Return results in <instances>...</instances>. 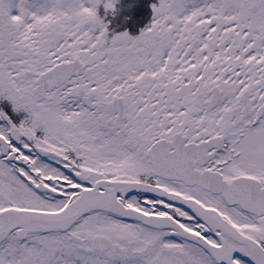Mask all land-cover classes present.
<instances>
[{
	"label": "snow or ice",
	"instance_id": "6c2138e0",
	"mask_svg": "<svg viewBox=\"0 0 264 264\" xmlns=\"http://www.w3.org/2000/svg\"><path fill=\"white\" fill-rule=\"evenodd\" d=\"M101 4L0 0V264H264V0Z\"/></svg>",
	"mask_w": 264,
	"mask_h": 264
},
{
	"label": "flooded vegetation",
	"instance_id": "af4514ba",
	"mask_svg": "<svg viewBox=\"0 0 264 264\" xmlns=\"http://www.w3.org/2000/svg\"><path fill=\"white\" fill-rule=\"evenodd\" d=\"M119 0H116L118 2ZM127 7L128 13L120 15V19L126 20V22L131 25L130 22H136L135 29H111L112 32H120L127 30L131 35H136L139 33L140 29L147 25L152 17L151 5L155 0H123ZM139 6V12L132 6ZM101 6V5H100ZM106 19H109L107 17ZM7 105V102H4ZM7 110L11 112V106L7 105Z\"/></svg>",
	"mask_w": 264,
	"mask_h": 264
},
{
	"label": "trees",
	"instance_id": "16d2710c",
	"mask_svg": "<svg viewBox=\"0 0 264 264\" xmlns=\"http://www.w3.org/2000/svg\"><path fill=\"white\" fill-rule=\"evenodd\" d=\"M121 25H123V28L124 27H129L130 29H134V23H131V25H129L127 22L122 21Z\"/></svg>",
	"mask_w": 264,
	"mask_h": 264
},
{
	"label": "rangeland",
	"instance_id": "374dc122",
	"mask_svg": "<svg viewBox=\"0 0 264 264\" xmlns=\"http://www.w3.org/2000/svg\"><path fill=\"white\" fill-rule=\"evenodd\" d=\"M136 10H137V12H139V10H138L137 8H136ZM108 11H110V10H108ZM108 11H107V12H108ZM104 12H105V9H104ZM104 15H105V16H103V18H106L107 15H106V14H104ZM110 29H111V28H110Z\"/></svg>",
	"mask_w": 264,
	"mask_h": 264
}]
</instances>
